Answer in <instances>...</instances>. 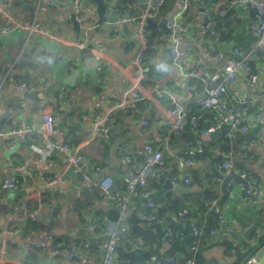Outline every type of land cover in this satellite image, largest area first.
Returning a JSON list of instances; mask_svg holds the SVG:
<instances>
[{
	"label": "crops",
	"instance_id": "0c3cea01",
	"mask_svg": "<svg viewBox=\"0 0 264 264\" xmlns=\"http://www.w3.org/2000/svg\"><path fill=\"white\" fill-rule=\"evenodd\" d=\"M103 2L108 19L114 15L118 18L128 6H132L133 15L141 16L148 3ZM165 6L161 10L162 19L170 22L178 11L179 0H166ZM223 7L227 12L235 11L233 28L236 32L229 40L220 41L217 34L205 40L198 30L200 15H203V25L211 12L218 14V11L213 4L192 2L187 17L189 23L185 24L184 16L180 19L189 31L181 34L178 45L180 52H188L191 57L180 59L177 64L171 59L172 44L167 32L155 19L146 23L149 36L153 38L157 74L161 77L145 87L147 69L144 63L138 64L137 59L144 54L146 43L134 24L117 27L114 26L116 18L98 25V6L93 0H81L78 9L73 0H0V26L12 27L11 32L0 33V153L3 160L0 165V264H80L82 258L89 259V264H103L111 234L120 224L115 203L106 201L98 187L83 183L66 162L64 153L45 154L37 133L45 113L59 121L57 140L70 144L74 152L87 157L91 182L101 178L94 173V168L100 166L105 174L114 178L115 188L125 190L122 178L128 168L121 162L119 147L131 154L133 168L139 169L145 161L144 146L152 144L162 151L166 162L163 177L149 178L157 213L163 209L160 218L163 225L180 221L181 212L175 215L176 203L185 207L183 209H191L192 226L197 225L204 233L215 225L214 208H219L228 224L245 229L246 249L249 244H259L248 240L247 235L255 226L259 230L258 237L264 234V203L254 206L242 200L246 186L243 181L237 180L236 186L228 187L216 182L215 177L221 175L222 162L229 160L237 171L249 175L256 190L264 192V62L253 63L249 71L241 69L227 95V99L234 92L248 96L249 132L255 131L254 139L238 138L241 133L233 130L224 131L215 139L203 138L204 131L215 125L213 111L200 105L207 88L213 82L215 86L223 83L225 59H237L233 53L235 47L248 50L254 42L250 31L251 12ZM73 16L77 21L82 19L78 29L72 22ZM33 21L37 23L38 34L26 42L25 27ZM212 22L213 28L216 22ZM81 41L84 42L82 47L78 45ZM219 52L225 59L213 58ZM97 66L102 67L101 72ZM192 69L198 77L182 75L183 71ZM250 73L259 76L255 88L247 85ZM214 77L216 81L212 80ZM21 83H26L30 89L20 91ZM134 90L141 100L131 110L117 109L121 102L133 99ZM160 90L174 95L183 107L193 108L199 116L197 130L179 136L167 135L166 112L172 104L167 97L156 96ZM256 115H260V119H256ZM104 120L110 128V140L100 137L96 130V124ZM17 129L21 132L11 134ZM193 144L201 146L203 152L189 170L191 184H186L179 160ZM248 150L250 153L245 156ZM7 179L15 180L17 189L3 188ZM53 180L55 184L43 193ZM77 190L79 196L75 194ZM149 211L147 199H132V215L140 216ZM93 223L97 225L95 230L91 227ZM142 225L148 231L152 223ZM186 225L183 226L189 228ZM247 227L250 229L246 230ZM48 236L54 238L59 249L57 254L39 247ZM85 244L89 245L88 249ZM199 245V253L206 262H236L235 250L228 249L226 241L209 235L201 239ZM163 249L162 252L172 249L170 242L165 243ZM72 251L75 256L70 258ZM176 254L179 262L185 260L184 254ZM253 255L258 257L259 264H264V245ZM146 264L154 263L151 260Z\"/></svg>",
	"mask_w": 264,
	"mask_h": 264
},
{
	"label": "built area",
	"instance_id": "2783aa9c",
	"mask_svg": "<svg viewBox=\"0 0 264 264\" xmlns=\"http://www.w3.org/2000/svg\"><path fill=\"white\" fill-rule=\"evenodd\" d=\"M195 0H179L178 11L172 21L167 22V28L170 31L169 39L172 47L170 49V55L173 63L177 64L181 59L187 60L191 57L188 52H180L178 45L180 42V36L183 33L189 31L188 26L180 23V19L189 10L192 2ZM213 6L218 11L219 15L224 16L227 9L223 5H227L228 9H240L243 11H253L256 14V20L250 24V31L254 37V42L250 49L244 50L239 47H235L233 53L237 56V59H225L222 53H217L213 56L216 60L225 59L226 76L222 84L215 86L207 92L206 97L201 100L200 105L206 109L213 111L214 127L204 131V134L208 135L214 132L221 125H229L231 129L237 133L246 134L250 131L251 117L248 108V96L243 93L234 92L230 98L227 99L229 94V87L236 82L238 72L241 69L250 70L253 63L257 61L264 62V0H212ZM75 9L80 7L81 0H73ZM166 0H148L147 9L141 16L132 14V6H128L121 16L114 22V26H123L128 24H134L138 27L139 36L144 43H147L149 33L146 29V23L149 20H156L157 22H163V19L159 18L161 8L164 6ZM78 22H82L81 18H78ZM213 26V22L204 23L201 26L200 34L201 38L207 40V35ZM87 29H90L87 28ZM12 27L0 26V33L7 34L11 32ZM38 34L37 23L33 21L31 24L25 27V41H30L34 36ZM79 46H83L84 42H79ZM138 64L143 63V54H140L137 59ZM99 72L102 71L101 66H97ZM184 77H198L195 69L190 72H182ZM216 81L217 78H212ZM259 84V76L257 74H249L247 79V85L250 88H255ZM20 91L30 89L26 83L18 85ZM158 98L167 97L172 104V107L167 110V121L165 124L166 132L168 136H179L185 130H195L198 126L199 116H197L191 107H183L177 102L174 95L168 93L165 90H160L156 93ZM132 100L130 102H121L116 107L122 109L131 108L137 101H140L138 91L134 90L132 94ZM256 119H260V115H256ZM144 125L148 126V122L144 121ZM96 130L100 137L106 140H110L111 132L106 123L98 122L96 124ZM21 130L17 129L11 134L20 133ZM60 132L59 121L50 113L43 115L41 127L37 131L42 148L46 152L47 156L52 152L64 153L66 162L73 168L74 173L80 177L85 184H92L99 188L100 192L106 201L115 203L119 213V227L111 234L110 242L106 248L103 264H116L117 248L121 242L123 233L127 230V219L130 215V204L135 197L147 199V206L150 211L141 215V220L148 222H155L157 220V205L154 200L151 199L152 191L149 189V178L155 176L161 178L164 175V169L166 162L161 150L155 148L152 144H146L144 146L145 161L141 168H133V158L131 154L126 151L124 147H119L121 153V162L128 168L122 178L124 191L117 189L114 186V178L111 175H107L104 169L100 166L94 168L96 176L101 178L97 182H91V178L87 170L89 169V162L87 157L77 152H74L71 145L65 142H59L57 136ZM2 134L0 133V137ZM202 153V149L199 146L189 147L183 153V158L179 160V165L184 169V181L186 184H191V178L189 174L190 168L195 164V158ZM250 153L248 150L245 156ZM2 155L0 153V165L2 163ZM221 172L220 176L215 177V181L220 184H226L228 187H234L237 185V180L245 183L244 194L242 200L251 205L258 206L264 203V192L256 190L252 185V180L249 175L244 172L237 171L229 160H224L219 166ZM55 180L49 182L45 189L42 191L46 193L48 188L55 184ZM3 188L15 190L17 184L13 179H7L3 183ZM76 196L80 195V192L75 191ZM186 210L180 213L184 215ZM215 225L209 229V234L212 237L219 238L222 241L229 242L232 247L239 250L240 253L246 251V238L244 235L245 229H239L235 225L228 224L219 208H214ZM92 229H97L95 223L92 224ZM247 227L246 230H249ZM192 236L195 239H200L203 232L197 226H194L191 231ZM166 238L170 242L174 236V231L168 228L165 234ZM39 247L48 248L52 253L57 254L59 249L55 244L54 238L48 236L46 242H42ZM144 242L141 237L134 239V248L143 249ZM74 246L73 250H75ZM85 248L88 249L89 245L85 244ZM196 252L198 245L192 247ZM75 256L74 251L70 253V258ZM90 260L82 258L80 264H89ZM128 263V262H127ZM155 264H174L176 260L173 257L160 258L155 260ZM179 264H195L194 258H188ZM205 264H217L214 261H207ZM246 264H259L257 256H250Z\"/></svg>",
	"mask_w": 264,
	"mask_h": 264
},
{
	"label": "trees",
	"instance_id": "16d2710c",
	"mask_svg": "<svg viewBox=\"0 0 264 264\" xmlns=\"http://www.w3.org/2000/svg\"><path fill=\"white\" fill-rule=\"evenodd\" d=\"M194 2H196L198 5H205V3H209L211 5L213 4L212 0H195ZM165 7L166 6L164 4L161 10L165 9ZM161 10H160L158 17L162 19ZM189 12H190V8L183 15L184 19H187ZM250 12H251L250 17L252 18L250 22L251 24L253 21L256 20V14L253 11H250ZM234 16H235L234 10L228 11L226 15L224 16L219 15V13L217 14V12H211L210 17L205 19L204 23H208L214 20L216 22V26L210 29L207 35V38L211 40L213 34H217L220 41H224L225 39L227 40L232 39L233 33L236 32L235 28H233L235 25ZM187 23H189V19L185 20V24ZM229 31H230V34H228ZM152 40L153 38L149 36L148 41L146 43V48L143 54L144 67L145 69H147L145 79L143 80V85L145 87H147V85L149 84L155 83L161 77V76H158L157 74L158 66H156L155 60L153 59L155 51L153 49ZM170 64H171V61L168 62V65ZM131 108H129L128 110H131ZM197 128L195 130H197ZM195 130L187 129L183 133L187 131L191 132ZM221 144L224 145L223 142H221ZM192 146H199V145L193 144L191 145V147ZM199 147L201 148V146ZM201 149L203 152V148ZM199 156L201 157L202 155L200 154V155H197L196 157H199ZM183 208L182 206H178V204L175 203V209H176L175 215H178V213L182 212L183 210H186V213H185L186 215L185 214H184L185 216L182 215L178 224L176 223L173 225V222H171L170 224L166 226L163 225V222L160 220L161 216L163 215V209L160 211V214H158L159 212L157 213V220L155 222H148V221L141 220V215L143 213L140 216H136L134 214L132 215V213H130L127 219V224H126L127 230L123 233L121 242L117 248L116 264H137V263L146 264L147 262H151V260H153V263H154L155 260L157 259L167 258V257H173L176 260V263L174 264H179L180 262L185 261L188 258H194L195 264H205L206 261L204 260V258L201 257L199 253V248H200L199 243L201 239L204 240L205 237L210 235L209 234L210 228L204 231L203 235L201 236L199 240L195 239L191 234L192 228L194 226H197V225L192 226V221H193L192 219H193L194 214L190 208H186V209H183ZM144 213H147V212H144ZM186 221L188 222L187 225H189V228L186 225ZM181 222L183 223L182 225L180 224ZM146 223H152V226L149 227L150 230L148 231L145 230L142 225ZM183 225H186L187 227H184ZM168 228H171L174 231V236L172 240L170 241L172 249H168V250H165V252H162L161 250L163 249L164 244L169 242L165 236ZM258 233H259V230L257 226L253 227V229L247 235L248 240L252 242L257 241V243L260 244L264 239V234L258 237ZM136 237L142 238L144 242L143 249L134 248V239ZM226 244L228 245V249L235 250L237 259L234 264H240L242 261H244L250 254H252L255 248L259 245V244L257 245L249 244L246 251L244 253H240V251L232 247V245L229 242H226ZM179 245L181 246V248H179ZM195 245H198V250L196 252L192 249V247ZM176 252L184 254L183 259L185 260H182L179 262Z\"/></svg>",
	"mask_w": 264,
	"mask_h": 264
},
{
	"label": "water",
	"instance_id": "95a60500",
	"mask_svg": "<svg viewBox=\"0 0 264 264\" xmlns=\"http://www.w3.org/2000/svg\"><path fill=\"white\" fill-rule=\"evenodd\" d=\"M96 2L97 6H98V15H99V20H98V25H101L105 22H112V21H115L116 20V15H114L113 17H110L109 19L105 16V13H106V6H105V3L103 2V0H93ZM148 0H134L135 3L137 4H146ZM202 20H203V15L201 14L200 15V21L198 23V30L200 31L201 29V26H202ZM72 22L75 26L76 29L80 28V24L78 23V21L76 20V17L73 16L72 17ZM167 20H164L163 22L160 23V27L163 28L167 34L169 35L170 34V31L169 29L167 28ZM154 25V24H153ZM216 82H213L210 84V86L207 88V92L210 91L212 88L215 87V84ZM207 95V93H206ZM231 127L229 125H221L219 128H217L214 132L208 134V135H204L203 138L206 139V140H210V139H215L217 138L220 133L224 132V131H231ZM238 138H241V139H244V140H247V141H252L255 137V131L254 132H249L247 134H239L237 135ZM171 186V185H170ZM178 189V188H177ZM264 245V240L255 248V250L252 252V254H250L242 264H245L247 259L253 255L254 253H256L261 247H263Z\"/></svg>",
	"mask_w": 264,
	"mask_h": 264
}]
</instances>
